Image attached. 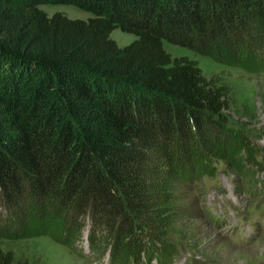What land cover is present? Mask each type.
Wrapping results in <instances>:
<instances>
[{
	"label": "trees",
	"instance_id": "1",
	"mask_svg": "<svg viewBox=\"0 0 264 264\" xmlns=\"http://www.w3.org/2000/svg\"><path fill=\"white\" fill-rule=\"evenodd\" d=\"M254 1L0 0L1 207L45 200L130 234L147 207L153 141L221 129L228 108L226 87L162 40L204 52L237 46ZM39 4L92 16H48ZM114 28L136 38L119 47ZM0 264L26 263L0 250Z\"/></svg>",
	"mask_w": 264,
	"mask_h": 264
},
{
	"label": "rangeland",
	"instance_id": "2",
	"mask_svg": "<svg viewBox=\"0 0 264 264\" xmlns=\"http://www.w3.org/2000/svg\"><path fill=\"white\" fill-rule=\"evenodd\" d=\"M38 8L92 16L71 4ZM249 17L237 46L204 52L162 40L171 57L194 60L205 78L226 87L228 108L221 129L153 141L142 176L147 207L130 234L25 198L10 211L0 205V250L26 264H130L128 256L134 264H264V0L254 1ZM109 37L119 47L136 38L118 28ZM233 219L256 230L254 238L248 241L247 226L231 228Z\"/></svg>",
	"mask_w": 264,
	"mask_h": 264
},
{
	"label": "bare ground",
	"instance_id": "3",
	"mask_svg": "<svg viewBox=\"0 0 264 264\" xmlns=\"http://www.w3.org/2000/svg\"><path fill=\"white\" fill-rule=\"evenodd\" d=\"M142 264H147V261L143 262Z\"/></svg>",
	"mask_w": 264,
	"mask_h": 264
}]
</instances>
